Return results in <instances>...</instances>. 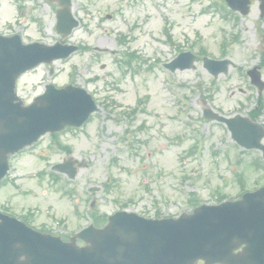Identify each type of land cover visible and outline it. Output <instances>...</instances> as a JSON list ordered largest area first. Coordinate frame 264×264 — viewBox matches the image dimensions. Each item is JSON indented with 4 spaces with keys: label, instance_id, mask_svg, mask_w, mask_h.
Masks as SVG:
<instances>
[{
    "label": "rangeland",
    "instance_id": "374dc122",
    "mask_svg": "<svg viewBox=\"0 0 264 264\" xmlns=\"http://www.w3.org/2000/svg\"><path fill=\"white\" fill-rule=\"evenodd\" d=\"M213 1L72 0L80 25L67 42L89 49L55 61L52 76L47 75L48 66L30 71L18 79L17 92L29 101L50 81L57 86L80 84L92 94L98 111L82 128L64 131L55 140L69 145L74 157L89 160V166L79 170L73 181L60 176L59 184L31 177L65 156L46 136L13 159L18 189L5 185L0 203L11 196L15 204L35 205L40 213L33 225L71 233L86 224L83 212L91 200L100 213L125 207L147 215L158 209L162 215L177 216L192 209L191 194L210 203L219 194L235 198L241 188L235 167L242 171L244 184L253 186L256 179L249 174L248 164L258 153L240 152L221 124L202 118V109L225 113L237 96H255L241 73L259 64L264 50L258 35L261 24L253 22L259 10L254 3L247 18L238 22L244 33L230 41L238 29L229 27L225 20L230 18H223L224 12ZM107 14L111 17L105 18ZM54 25L55 8L42 0H0V33L18 32L24 41L53 43L59 40ZM201 48L214 58L224 52L236 69L212 80L201 62L182 72L169 73L162 67L179 49L196 53ZM125 49L138 55L132 67L122 63ZM261 76L264 80V66ZM261 96L264 100V91ZM134 108V114H129ZM239 158L241 168L234 163ZM89 186L101 189L87 195ZM67 189H74L75 195L64 196ZM71 198L79 211L73 209Z\"/></svg>",
    "mask_w": 264,
    "mask_h": 264
},
{
    "label": "water",
    "instance_id": "95a60500",
    "mask_svg": "<svg viewBox=\"0 0 264 264\" xmlns=\"http://www.w3.org/2000/svg\"><path fill=\"white\" fill-rule=\"evenodd\" d=\"M226 1L232 9L247 13L249 0ZM261 3L264 6V0ZM69 5L66 0L57 14L56 29L63 37L77 25ZM74 49L60 43L49 47L38 43L23 45L18 35L0 36L2 160L7 153L31 143L46 131L81 125L97 109L92 97L79 87L57 90L48 85L27 106L14 92L20 73L40 62L65 57ZM194 59L189 53L180 54L168 66L172 70L176 66L192 67ZM211 63L216 73L226 61ZM204 115L220 119L208 109ZM233 135L239 139V134ZM251 146H256V142L248 145ZM91 234L92 245L77 248L0 217V242L4 246L0 264H193L198 258L206 264H264V189L245 194L237 202L200 206L192 214L184 213L177 219L147 220L132 213H117L103 230ZM239 243L246 244L243 255L232 253ZM255 248L260 256L257 259ZM19 255H25L26 259L16 260Z\"/></svg>",
    "mask_w": 264,
    "mask_h": 264
},
{
    "label": "flooded vegetation",
    "instance_id": "af4514ba",
    "mask_svg": "<svg viewBox=\"0 0 264 264\" xmlns=\"http://www.w3.org/2000/svg\"><path fill=\"white\" fill-rule=\"evenodd\" d=\"M240 25L241 27L243 26L242 24ZM234 103L235 104L231 108H229V110L226 109L225 113H223L224 116L231 117L234 115H241V116H245L251 121H255L264 126V117L263 118L261 117V113L263 109L260 108L262 106L263 99L262 96L258 93V90L255 96H249V95L237 96L236 100H234ZM223 128L225 131L227 130L226 125L224 124H223ZM260 142L264 144V138L261 139ZM231 143L233 144L234 147L238 148L239 150H243L233 141ZM252 162L259 164L260 171L262 173L261 182L263 183L262 185H264V160L262 158H256L253 159ZM8 198L10 199V201L7 200L6 202L0 203L1 212L7 213L12 216H17L26 222H29L31 219L34 218L35 215H37V213L34 212V210H30L28 208L19 209L23 205L21 206L19 204H15L12 201L11 196H9ZM92 205L93 202L91 203V206Z\"/></svg>",
    "mask_w": 264,
    "mask_h": 264
}]
</instances>
